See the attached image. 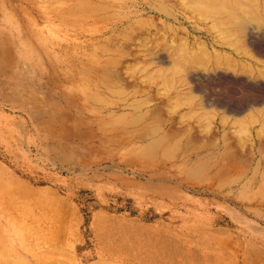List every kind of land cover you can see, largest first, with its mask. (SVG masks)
Instances as JSON below:
<instances>
[{"label":"rangeland","instance_id":"rangeland-1","mask_svg":"<svg viewBox=\"0 0 264 264\" xmlns=\"http://www.w3.org/2000/svg\"><path fill=\"white\" fill-rule=\"evenodd\" d=\"M124 1L0 0V256L264 264V178L153 173L121 145Z\"/></svg>","mask_w":264,"mask_h":264},{"label":"bare ground","instance_id":"bare-ground-1","mask_svg":"<svg viewBox=\"0 0 264 264\" xmlns=\"http://www.w3.org/2000/svg\"><path fill=\"white\" fill-rule=\"evenodd\" d=\"M122 7L121 145L153 173L264 178V0Z\"/></svg>","mask_w":264,"mask_h":264}]
</instances>
